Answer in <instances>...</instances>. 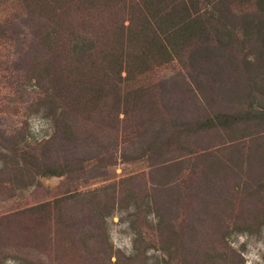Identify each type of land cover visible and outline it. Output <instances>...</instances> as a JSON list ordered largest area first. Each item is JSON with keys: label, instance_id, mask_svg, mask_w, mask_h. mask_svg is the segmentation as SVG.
<instances>
[{"label": "rangeland", "instance_id": "1", "mask_svg": "<svg viewBox=\"0 0 264 264\" xmlns=\"http://www.w3.org/2000/svg\"><path fill=\"white\" fill-rule=\"evenodd\" d=\"M24 5L0 0V264H264V81L252 91L249 128L174 135L163 148L137 132L147 114L133 94L175 83L180 68L170 63L141 86L122 85L121 102L75 106L80 114L61 118L73 125L65 133L42 112V55L6 34ZM235 34L232 76L239 86L264 79V66L243 67L254 37L238 21ZM256 50L245 54L259 63ZM215 80L218 91L190 107L188 121L231 105Z\"/></svg>", "mask_w": 264, "mask_h": 264}, {"label": "trees", "instance_id": "2", "mask_svg": "<svg viewBox=\"0 0 264 264\" xmlns=\"http://www.w3.org/2000/svg\"><path fill=\"white\" fill-rule=\"evenodd\" d=\"M235 1L29 0V6L24 5L27 16L9 22L6 34L19 42L18 47L42 55L40 83L44 79L48 84L40 102L42 112L65 133H72L73 125L61 118L80 114L75 106L103 99L121 102L122 85L134 80V86H141L148 72L176 63L180 71H176L175 83H149L133 94L145 104L141 110L147 114V125L138 126L137 132L151 134L152 142L158 141L163 148L174 135L177 141L187 140L214 127L249 128L254 120L246 110L251 106L252 91L264 79L253 78L249 85L239 86L235 74L232 76L237 58L230 44L238 21L255 42L241 51L243 67L264 66V0H238L249 5L243 9ZM255 47L254 53L262 58L259 63L255 54H245ZM138 76L143 78L134 79ZM215 79L224 81L219 93L231 105L215 119L197 114L188 121L186 111L202 104L205 95L209 97L210 90L216 89ZM120 114L127 118V111H118V118ZM163 134H170L171 140H161Z\"/></svg>", "mask_w": 264, "mask_h": 264}]
</instances>
